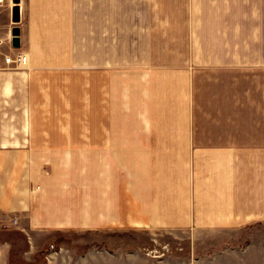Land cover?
Instances as JSON below:
<instances>
[{"label": "crops", "instance_id": "crops-1", "mask_svg": "<svg viewBox=\"0 0 264 264\" xmlns=\"http://www.w3.org/2000/svg\"><path fill=\"white\" fill-rule=\"evenodd\" d=\"M7 2L0 264H264V0ZM110 228L174 245L64 238Z\"/></svg>", "mask_w": 264, "mask_h": 264}, {"label": "rangeland", "instance_id": "rangeland-1", "mask_svg": "<svg viewBox=\"0 0 264 264\" xmlns=\"http://www.w3.org/2000/svg\"><path fill=\"white\" fill-rule=\"evenodd\" d=\"M22 2V0H21ZM20 0H8L6 3L12 4V7L14 5H19ZM24 2H22L23 5ZM15 22V21H12ZM2 226H0V229ZM3 229L0 230V236L3 234L4 236L7 235L8 239L15 240L18 244H22V237L19 236V234L15 232H2ZM65 240L70 246H77L79 249H86L89 247H95V248H102V247H110V249H117L120 247H125L127 249L130 248H138L142 252L148 253L149 249L154 248H161L162 245L167 246L166 251H170V247H172L174 244L171 243L170 239H167L163 237L162 235H158L155 238L154 236H151V233L149 230L146 229H122V228H110L108 230L102 231V232H96L93 233L87 232V231H70L68 234L65 235ZM160 238V239H159ZM168 240V241H166ZM15 253H13L14 255ZM13 258H16L13 256Z\"/></svg>", "mask_w": 264, "mask_h": 264}, {"label": "built area", "instance_id": "built-area-1", "mask_svg": "<svg viewBox=\"0 0 264 264\" xmlns=\"http://www.w3.org/2000/svg\"><path fill=\"white\" fill-rule=\"evenodd\" d=\"M5 2V0H0V5H2ZM3 61L7 66H10L12 68H19L23 64H25V57L21 52L16 53L14 56L12 55H4ZM16 222V219H13V223ZM166 245H162L161 248H154L148 250V255L151 257H158L162 253H164L165 250H167Z\"/></svg>", "mask_w": 264, "mask_h": 264}, {"label": "water", "instance_id": "water-1", "mask_svg": "<svg viewBox=\"0 0 264 264\" xmlns=\"http://www.w3.org/2000/svg\"><path fill=\"white\" fill-rule=\"evenodd\" d=\"M15 14H16V12H15ZM15 20H18V18H15ZM17 33H15L14 31H13V35H16ZM16 38V37H15ZM16 39H13V45L14 46H17V43H16V41H15Z\"/></svg>", "mask_w": 264, "mask_h": 264}, {"label": "bare ground", "instance_id": "bare-ground-1", "mask_svg": "<svg viewBox=\"0 0 264 264\" xmlns=\"http://www.w3.org/2000/svg\"><path fill=\"white\" fill-rule=\"evenodd\" d=\"M25 64H26V60H25ZM25 64H23L21 67H23ZM12 222H13V220H12Z\"/></svg>", "mask_w": 264, "mask_h": 264}]
</instances>
